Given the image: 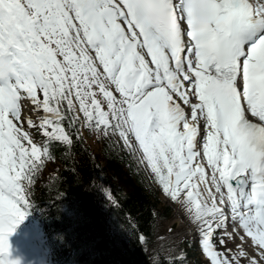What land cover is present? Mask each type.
I'll list each match as a JSON object with an SVG mask.
<instances>
[{
	"label": "snow or ice",
	"instance_id": "obj_1",
	"mask_svg": "<svg viewBox=\"0 0 264 264\" xmlns=\"http://www.w3.org/2000/svg\"><path fill=\"white\" fill-rule=\"evenodd\" d=\"M82 128L183 209L202 264H264V0H0V264H21L9 236L29 216L55 264L34 182Z\"/></svg>",
	"mask_w": 264,
	"mask_h": 264
},
{
	"label": "trees",
	"instance_id": "obj_2",
	"mask_svg": "<svg viewBox=\"0 0 264 264\" xmlns=\"http://www.w3.org/2000/svg\"><path fill=\"white\" fill-rule=\"evenodd\" d=\"M61 148L55 147L60 165L41 182L34 196L47 213L44 222L50 237L56 229H69L68 239L81 264H171L163 260L150 262L144 254L158 219L165 217L167 210L158 206L155 192L137 173H132L134 186L120 187L116 173L128 162L118 153V145L106 142L102 146L105 165L78 140L70 148ZM105 188L114 200L106 197ZM65 196L79 206L82 218L70 220L64 215L61 200ZM60 247V254L67 255L69 249Z\"/></svg>",
	"mask_w": 264,
	"mask_h": 264
},
{
	"label": "rangeland",
	"instance_id": "obj_3",
	"mask_svg": "<svg viewBox=\"0 0 264 264\" xmlns=\"http://www.w3.org/2000/svg\"><path fill=\"white\" fill-rule=\"evenodd\" d=\"M101 136H102L101 133L86 132L85 141L89 143L93 151V154L96 155L100 160H102L104 164H106V161L105 159H103V156L101 154L102 147L99 143V139L101 138ZM116 177L119 178V183L124 188L132 187L133 185L132 179L123 170L119 169L118 172L116 173ZM165 199L169 200V198L166 195L161 194L159 203H158L161 208L166 207L165 203H167L168 200H165ZM173 204H174V208L173 207L170 208L171 211L169 212V217L165 218L163 221L159 223L158 228L160 229V234L156 237V240H154V243L157 246H159L158 250L164 253L165 256H168V249L170 247L172 248L175 247L174 246L175 244L171 242H174L177 238H180L181 236L186 237V235L189 234L188 227H185L186 224L184 225H179L178 223L172 224L179 218L180 215H183L182 217H184L183 209L178 204L174 202ZM161 235H164L165 238L164 237L159 238V236ZM172 237H174L173 240H172ZM26 244L30 246L31 248H33V245L30 243V241H26ZM181 244H182V241H179V245Z\"/></svg>",
	"mask_w": 264,
	"mask_h": 264
}]
</instances>
